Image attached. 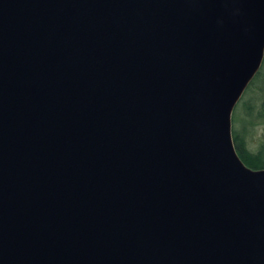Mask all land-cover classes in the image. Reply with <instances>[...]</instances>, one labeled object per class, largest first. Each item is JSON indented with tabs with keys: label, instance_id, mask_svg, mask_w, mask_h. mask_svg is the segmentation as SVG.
I'll return each instance as SVG.
<instances>
[{
	"label": "water",
	"instance_id": "1",
	"mask_svg": "<svg viewBox=\"0 0 264 264\" xmlns=\"http://www.w3.org/2000/svg\"><path fill=\"white\" fill-rule=\"evenodd\" d=\"M263 54L264 0H0V264H264Z\"/></svg>",
	"mask_w": 264,
	"mask_h": 264
},
{
	"label": "trees",
	"instance_id": "2",
	"mask_svg": "<svg viewBox=\"0 0 264 264\" xmlns=\"http://www.w3.org/2000/svg\"><path fill=\"white\" fill-rule=\"evenodd\" d=\"M245 94V95H244ZM244 95V96H243ZM242 99L234 106L232 117L236 116V109L240 106L242 111L246 112V118H242L240 122L242 125L241 131L232 129V138L235 149L240 159L252 169L264 168V143H262L256 151H251L247 146V121L252 117L264 119V56L262 63L255 73L254 77L246 87ZM244 98V99H243ZM260 102V105L257 103ZM241 104V105H240Z\"/></svg>",
	"mask_w": 264,
	"mask_h": 264
},
{
	"label": "rangeland",
	"instance_id": "3",
	"mask_svg": "<svg viewBox=\"0 0 264 264\" xmlns=\"http://www.w3.org/2000/svg\"><path fill=\"white\" fill-rule=\"evenodd\" d=\"M263 56H264V54H263ZM262 60H263V58H262ZM250 81H249V83H250ZM248 84H247V86H248ZM246 87H245V89H246ZM245 89H244V91H245ZM244 91H243V93H244ZM243 93H242V95H243ZM242 95L240 96V98L238 99L237 102H239L245 94L243 96ZM239 103H242V101ZM257 104L260 105V102H258ZM241 109L242 108L240 106L236 109V112H235L236 116L234 119L231 115V133H232V129L235 131H241L242 130V125L244 124V120H243V123L240 122V120L242 118H246V112L242 111ZM239 116H242L241 119L239 118ZM246 127H247V135H246L247 146L251 151H256L259 148V146L262 143H264V119L258 118L257 116L252 117L251 120L247 121Z\"/></svg>",
	"mask_w": 264,
	"mask_h": 264
}]
</instances>
